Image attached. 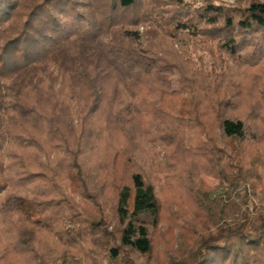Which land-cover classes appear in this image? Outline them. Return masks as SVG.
<instances>
[{"label": "trees", "instance_id": "obj_1", "mask_svg": "<svg viewBox=\"0 0 264 264\" xmlns=\"http://www.w3.org/2000/svg\"><path fill=\"white\" fill-rule=\"evenodd\" d=\"M156 1L172 10L0 0V264H45L54 246L62 262L156 264L160 190L192 200L166 264H264V0ZM191 36L234 65L198 67L173 42Z\"/></svg>", "mask_w": 264, "mask_h": 264}, {"label": "rangeland", "instance_id": "obj_2", "mask_svg": "<svg viewBox=\"0 0 264 264\" xmlns=\"http://www.w3.org/2000/svg\"><path fill=\"white\" fill-rule=\"evenodd\" d=\"M160 1V0H159ZM181 2H178L181 4V9L186 12L185 10H195L197 11L199 8H201L203 5H205L207 2H210L211 0H180ZM251 0H216V3L219 5H224L226 8H237L240 6L245 7ZM156 0H139V5L128 12L126 15L127 19L135 18L136 16L142 17L145 14H150L151 11H156L159 9L160 11H164L167 7V9L172 10L171 6H167L166 8H159L158 4H156ZM183 4V5H182ZM155 6L156 8L155 10ZM147 15V16H148ZM168 14L165 12H162L160 16H163V19H161L162 23L166 20V17ZM154 17V16H152ZM156 18V15L155 17ZM130 20V19H129ZM166 30L170 29L173 30V27L167 26L165 28ZM144 30H146L145 26H140L139 31L141 33H144ZM186 34H189L190 31L187 30L185 32ZM143 35V34H142ZM192 37V42L189 45L184 44L183 46L180 45L176 39H173V42L175 43L176 48L180 51L185 48V51L189 54L193 62L197 64L198 67H203L204 69L210 71L211 73H220L221 69L227 68L228 66H232L233 61L228 57L227 54L220 53V50L217 46L216 42H202L204 39L201 37ZM141 43L146 44L145 37L141 40ZM188 51H187V50ZM209 51H212L209 52ZM222 71V72H223ZM172 87L173 90L176 92L179 91V73L175 71V74L171 77ZM202 139L204 141L207 140L206 134L204 131L202 132ZM146 148L150 149V144L145 143ZM153 152L155 153V156L157 158L155 166L156 168L159 167L158 165V157L156 150L153 149ZM200 163L206 164L204 161L199 160ZM259 175L261 176V181L259 183V187L257 188L258 192L264 193V166H260L257 169ZM159 179L161 183H163V176L159 175ZM199 180L202 183V187L205 189H214L218 186L219 181L216 180V178L209 176L204 173L199 174ZM202 188V189H203ZM248 192L252 193V190L250 189V185L247 187ZM159 197L163 204V210H164V218L162 226L159 230L154 232V241H155V254L153 255L152 259L156 264H166L170 260L174 259L176 256V250L178 249L177 245V238L179 237V230L176 228L177 219L175 217L174 212H181V209H187L191 210V196L186 195L183 191L175 192H169L168 190H160L159 191ZM253 201V200H252ZM255 204H258L256 202ZM173 207V210L172 208ZM252 209V208H251ZM171 226H173L171 230ZM73 227V226H71ZM66 262H62L59 258V248L54 246L49 249V251L44 255L43 261L45 264H88L87 261L80 257L79 255H71Z\"/></svg>", "mask_w": 264, "mask_h": 264}]
</instances>
